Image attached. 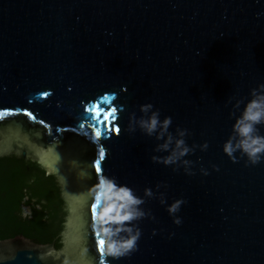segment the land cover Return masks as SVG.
Returning <instances> with one entry per match:
<instances>
[{
  "label": "water",
  "instance_id": "95a60500",
  "mask_svg": "<svg viewBox=\"0 0 264 264\" xmlns=\"http://www.w3.org/2000/svg\"><path fill=\"white\" fill-rule=\"evenodd\" d=\"M261 84L264 0H0V157L52 167L67 205L59 248L0 239V264H87L76 209L96 182L90 165L100 145L103 174L138 195L153 192L140 206L137 250L106 257L111 264H264V156L252 163L240 149L235 160L223 151L230 137L237 142L232 125ZM147 102L161 120L172 117L174 138L188 130L190 164L153 161L167 154L156 148L163 141L127 130L133 114L148 115L139 107ZM84 104L102 111L93 118ZM258 129L264 135V124ZM179 198L170 215L167 204Z\"/></svg>",
  "mask_w": 264,
  "mask_h": 264
},
{
  "label": "clouds",
  "instance_id": "9594fccd",
  "mask_svg": "<svg viewBox=\"0 0 264 264\" xmlns=\"http://www.w3.org/2000/svg\"><path fill=\"white\" fill-rule=\"evenodd\" d=\"M125 87L121 86V90H125ZM259 87L264 89V84L259 85ZM51 91L49 89L46 92L39 93V95L42 97L48 96ZM116 96V92H112L110 95L105 93L100 99L110 102ZM239 103L237 102V106H239ZM139 107L142 113L148 115L141 116L137 119L133 114L131 127L127 130L135 132L138 126L147 135L155 134L158 140L163 141L156 146L157 151H167L166 155H153L151 159L165 165L174 164L178 161L185 165L190 164L191 161L182 159L192 150L183 138L188 130L178 129L179 138H174L169 132V126L172 123L171 116H166L161 120L159 110H153L154 105L151 102L142 103ZM97 108L98 104H93L91 108H89L88 104H84V110L86 112H92L93 118L99 116V112L102 111H98ZM121 108H123V105H121ZM113 112H116L114 105L111 107L109 113ZM109 113L105 114V119ZM260 124H264V92H258L256 89H252V97L243 104L240 115L232 125L234 132L238 136V140L236 143H233L230 137L225 141L223 151L235 160L233 153L237 149H240L249 157L252 163L258 162L264 156V135L259 133L258 125ZM81 126L83 127V124ZM117 128L119 126H116ZM101 134L99 127L92 128L93 141L97 140ZM58 143H56V148ZM201 147L206 149L208 147L207 142L201 145ZM169 149L171 150L168 151ZM106 152L107 149L103 145H100L99 160L105 158ZM90 167L96 171V182L80 193L83 198L79 201L76 209V213L81 221V239L87 252V264H111L106 257L117 259L128 256L137 250L138 240L142 235V230L136 222L146 215L145 210L140 206L145 202L144 196H152L153 192L150 187H145L144 196L138 195L132 186L127 183H122L116 176L103 174L97 168L96 164L95 167L92 165ZM215 167L218 168V166ZM59 179L65 190V176L59 173ZM183 202V198H179L167 204L169 214L172 215L178 212ZM161 203H165V200L161 199ZM181 222V217L173 216V223L179 225ZM89 231L96 241L95 254L88 247L85 234ZM155 231L153 229V232ZM169 235L171 236L173 233ZM4 258L5 256L0 253V259Z\"/></svg>",
  "mask_w": 264,
  "mask_h": 264
},
{
  "label": "trees",
  "instance_id": "16d2710c",
  "mask_svg": "<svg viewBox=\"0 0 264 264\" xmlns=\"http://www.w3.org/2000/svg\"><path fill=\"white\" fill-rule=\"evenodd\" d=\"M65 211L53 173L33 160L0 157V239L22 235L57 249Z\"/></svg>",
  "mask_w": 264,
  "mask_h": 264
},
{
  "label": "snow or ice",
  "instance_id": "6c2138e0",
  "mask_svg": "<svg viewBox=\"0 0 264 264\" xmlns=\"http://www.w3.org/2000/svg\"><path fill=\"white\" fill-rule=\"evenodd\" d=\"M116 131H120V128H117ZM101 161H102V160H99V159H97L96 161H94V163L96 164L97 168H98L100 171H102Z\"/></svg>",
  "mask_w": 264,
  "mask_h": 264
},
{
  "label": "rangeland",
  "instance_id": "374dc122",
  "mask_svg": "<svg viewBox=\"0 0 264 264\" xmlns=\"http://www.w3.org/2000/svg\"><path fill=\"white\" fill-rule=\"evenodd\" d=\"M46 171L51 173V171H52V167L47 166V167H46ZM64 206H65V210L67 211V205L64 204ZM66 211H65V213H66ZM23 212H24V213H27V208H24V209H23Z\"/></svg>",
  "mask_w": 264,
  "mask_h": 264
},
{
  "label": "flooded vegetation",
  "instance_id": "af4514ba",
  "mask_svg": "<svg viewBox=\"0 0 264 264\" xmlns=\"http://www.w3.org/2000/svg\"><path fill=\"white\" fill-rule=\"evenodd\" d=\"M24 208H26V207H24ZM27 212H28V209H27ZM24 214H26V213H24Z\"/></svg>",
  "mask_w": 264,
  "mask_h": 264
}]
</instances>
